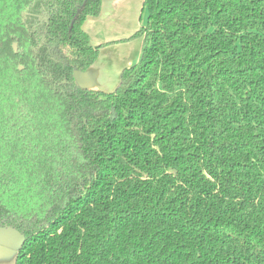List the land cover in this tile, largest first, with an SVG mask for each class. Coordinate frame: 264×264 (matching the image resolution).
<instances>
[{
  "label": "trees",
  "instance_id": "16d2710c",
  "mask_svg": "<svg viewBox=\"0 0 264 264\" xmlns=\"http://www.w3.org/2000/svg\"><path fill=\"white\" fill-rule=\"evenodd\" d=\"M101 7L0 0L15 264H264V0H144L113 92L74 76L99 57L84 23Z\"/></svg>",
  "mask_w": 264,
  "mask_h": 264
},
{
  "label": "rangeland",
  "instance_id": "374dc122",
  "mask_svg": "<svg viewBox=\"0 0 264 264\" xmlns=\"http://www.w3.org/2000/svg\"><path fill=\"white\" fill-rule=\"evenodd\" d=\"M104 20L105 21H103V23H101L100 25L102 26V28H108L109 33L107 37L110 36V38L124 39L126 36L130 37L129 34L133 35L138 30L146 26L147 12L145 9L142 10V4L138 5L137 0H130V2L122 1L116 10L113 9L111 12L110 11L108 12ZM112 44L115 45L113 46L114 48L107 47L106 49H109L107 50L108 52L106 51L104 53V50L101 52L103 53L105 59L111 57L112 59L111 63L113 65L112 68L109 67V69L111 70L110 73L107 68L105 73H103L104 76L103 75L101 76V74H99L100 79L104 80V83L110 84L108 86H103V88H99V90L105 91V92H113L118 87V85L120 84V74L117 71L119 67L118 64L121 65V64H124V62H126V59L124 60L115 59L114 57L110 56V53L114 54L113 51L115 50L117 51L118 49L119 51H122L123 54L129 53V55L131 56V59L135 61V64L138 63L140 60V54H141L140 51L143 46V36H134L132 37V40L125 39L121 41L120 43H112ZM28 55L43 57L45 53L41 54L39 51V47L31 46L28 49V52L26 53L25 57ZM101 66L102 67L105 66L106 68L107 65L106 64L103 65L101 63ZM97 67H98V64H97ZM98 70H100V68H98ZM117 76H118V79H116ZM1 231H6V230L3 229ZM12 233H14L15 235L13 237L14 241H17L15 240L16 239L15 237H20V240H21V235L19 233L15 231H13ZM9 240H10L9 237L3 239L4 242H7Z\"/></svg>",
  "mask_w": 264,
  "mask_h": 264
},
{
  "label": "crops",
  "instance_id": "0c3cea01",
  "mask_svg": "<svg viewBox=\"0 0 264 264\" xmlns=\"http://www.w3.org/2000/svg\"><path fill=\"white\" fill-rule=\"evenodd\" d=\"M122 1L130 2V0H102V7H101L100 14L98 16H89L84 23V29L88 32L90 36L92 46H99L100 51H99V57L97 61L88 70L76 71L74 74L76 82L83 87L90 88V89L97 88L96 90H99V88H103V86L110 85V84L104 83V80L100 79L99 74H101L102 76L103 73H105L107 68L110 73L111 70L109 69V67L112 68L113 66L111 63L112 59L111 57L105 59L103 53L101 52L104 50V53H105L107 50H109V49H106L107 47L114 48L113 46L115 45L112 43H120L121 41L125 39L132 40L133 35H135V33L133 35L129 34L130 37L126 36L124 39L110 38V36L107 37L109 33L108 28H102V26L100 25L101 23H103V21H105L104 18L108 14V12L109 11L111 12L113 9L116 10ZM137 3L138 5L142 4V10H144V0H137ZM113 52L114 54L110 53V56L114 57L115 59H120V60L126 59V62H124V64H121V65L118 64L119 67L117 71L121 77L122 71L125 68L134 65L135 61L131 59V56L129 55V53L123 54V52L119 51L118 49L117 51L115 50ZM141 52H142V48H141L140 53ZM140 57H141V54H140ZM101 63L103 65L106 64L108 67L107 66L106 68L105 66L102 67ZM97 64H98V67H97ZM98 68H100V70H98ZM116 79H118V76ZM2 238L3 236L1 235L0 236V264H13V263L15 264V259H16L15 249H17V245L19 243L18 242L17 244L16 243H5Z\"/></svg>",
  "mask_w": 264,
  "mask_h": 264
},
{
  "label": "water",
  "instance_id": "95a60500",
  "mask_svg": "<svg viewBox=\"0 0 264 264\" xmlns=\"http://www.w3.org/2000/svg\"><path fill=\"white\" fill-rule=\"evenodd\" d=\"M17 44H15L14 45V48L16 49L17 47ZM1 230H3V229H5L6 231H1L0 230V233H1V235L3 236V239H5V238H10V240L9 241H7V242H5V243H16L17 244V242L19 243L18 245H17V250H16V257H17V253H18V250H19V248H20V246H21V244H22V242H23V236L18 232V231H16L15 229H13V228H0ZM13 231H15V232H17V233H19L20 235H21V240H20V237H15L16 239L15 240H17V241H14V239H13V237L15 236L14 235V233H12ZM0 235V236H1ZM8 236V237H6V236ZM11 235V236H10ZM15 261H16V259H15Z\"/></svg>",
  "mask_w": 264,
  "mask_h": 264
},
{
  "label": "flooded vegetation",
  "instance_id": "af4514ba",
  "mask_svg": "<svg viewBox=\"0 0 264 264\" xmlns=\"http://www.w3.org/2000/svg\"><path fill=\"white\" fill-rule=\"evenodd\" d=\"M15 44H16V43H15ZM15 44H14V45H15ZM16 47H17L16 49L14 48V49H15V51H17V50H18V45H17Z\"/></svg>",
  "mask_w": 264,
  "mask_h": 264
}]
</instances>
